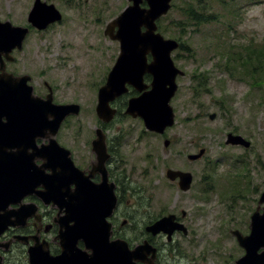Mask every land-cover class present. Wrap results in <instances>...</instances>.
<instances>
[{"label":"rangeland","instance_id":"rangeland-1","mask_svg":"<svg viewBox=\"0 0 264 264\" xmlns=\"http://www.w3.org/2000/svg\"><path fill=\"white\" fill-rule=\"evenodd\" d=\"M34 1L0 0V20L28 26ZM49 3L62 13V21L45 31L31 30L8 67L31 76L36 95L48 93L47 83L55 103L81 106L80 114L62 126L59 143L83 166L93 157L95 129L108 127L104 131L114 145L116 176L122 184L126 182L120 170L127 176L128 192H122L121 206L128 218V236L136 239L145 222L167 214L183 217L185 212L181 221L189 233L176 235L171 245H166V238L159 241L162 262L235 264L244 252L231 231L249 233L251 215L264 191V70L257 59L242 65L246 60L233 55L246 57L247 46L253 51L264 47V0L173 1L159 31L183 45L173 59L184 75L177 79L178 91L171 102L176 123L162 136L148 131L141 119L123 114L106 125L96 115L98 90L120 53L119 43L104 31L130 2ZM190 6L210 16L208 22L185 27L183 10ZM230 66L235 70L226 71ZM229 133L241 135L250 147L226 145ZM201 149L206 151L199 161L188 160ZM167 169L191 172V189L183 192L170 182ZM9 260L26 263L24 253L16 250Z\"/></svg>","mask_w":264,"mask_h":264},{"label":"water","instance_id":"water-1","mask_svg":"<svg viewBox=\"0 0 264 264\" xmlns=\"http://www.w3.org/2000/svg\"><path fill=\"white\" fill-rule=\"evenodd\" d=\"M49 1L52 0H35L28 16L33 28L44 31L62 20L60 11L54 4H48ZM128 1L131 5L105 30L106 36L119 42L120 54L106 83L98 91L96 114L102 122H111L117 114L111 104L128 93L130 86L140 95L129 99L125 115L141 118L148 131L163 135L175 124L171 101L178 90L177 78L184 75L172 59L179 43L164 38L157 25V21L172 8L173 0ZM29 32L28 27L0 20V57L3 55L8 61H13L12 52L22 50ZM149 56L152 58L150 62ZM1 66L5 72L3 62ZM146 75L152 78L150 84L145 82ZM12 78L6 73L0 77V236L9 227L24 226L32 217L31 205L22 202L35 194L41 185L40 198L45 203L57 202L65 209L62 234L66 237V245L58 257L49 256L42 248L34 250L35 253L29 251L30 264H155L157 250L149 242L133 250H129L125 241L109 242L111 226L107 227L103 214L108 209V215L112 212L116 196L115 186L109 184L105 169L110 155L104 131L97 129L96 139L92 142V151L97 158L93 172L102 175V182L95 185L75 167L71 152L56 140L63 121L80 114V105L55 104L51 88L43 99L33 94V87L28 85L29 76L13 81ZM215 117L212 114L210 119ZM40 139L47 143L39 145L37 141ZM169 143L166 140L165 146ZM226 144L250 146L242 136L231 133ZM204 154L205 149H201L197 154L188 155V160L197 161ZM37 161H42V164L38 165ZM166 177L172 182L178 180L183 192L189 191L193 184L190 172L168 169ZM71 185L75 186L73 192ZM14 205L20 207L11 210ZM146 231L153 236L162 233L168 239L177 231L188 234L187 228L173 214L148 225ZM231 234L245 251L236 264H264V192L251 216L250 233L243 235L235 230ZM79 240L86 244L90 254L77 248ZM260 250L263 251L260 253ZM150 255L152 258L147 261Z\"/></svg>","mask_w":264,"mask_h":264},{"label":"flooded vegetation","instance_id":"flooded-vegetation-1","mask_svg":"<svg viewBox=\"0 0 264 264\" xmlns=\"http://www.w3.org/2000/svg\"><path fill=\"white\" fill-rule=\"evenodd\" d=\"M2 62L5 63V71L8 74H12L14 77H20V76L26 75V74L22 75V74H17L16 72H12L8 67L9 62H7L4 59L3 55L0 57V68H1ZM2 75H3V72L0 71V77ZM45 86L48 91L49 87L47 86V84H45ZM137 95L138 94H136L133 91V93H130L128 95H122L119 99H116L111 105L113 108L117 110V114L111 122L105 123V124L112 125V122L117 120L118 117L122 116L123 114L125 115L124 112L127 107V101L132 97H136ZM45 96H43V98ZM64 124L65 122L60 126L58 130L57 139H58L59 133L61 132L62 126ZM107 128L108 127L103 126V131L104 129L107 130ZM94 139L95 137L93 138V140ZM93 140L91 141V153L93 157H92V160L89 162V164L81 166L77 164L78 159H76V156L73 155V153L71 157L73 159L75 166L79 170L83 171L85 175L89 177V180L93 184L97 185L102 182V175L98 172H93V167L97 160L95 153L92 151ZM37 142L39 145L43 143L44 144L47 143L44 140H38ZM106 145H107V151L110 157L105 163V169L108 174L109 184H114L115 186L114 193L116 196V203H115V207L111 209L112 212L108 215L109 209L107 208L108 210H106L103 214V216H105L106 218L105 223L107 227L111 226L110 233L112 234V236L110 237L109 242H113L116 240L125 241L128 244L129 250H133L136 246L141 245L144 242H149L157 250L156 259L154 263L164 264L162 262V256L160 257L164 248L159 243V241H161L162 238H166V241H167L166 245H171L174 237L181 233L177 231L171 239H168V236L162 233H160L157 236H153L146 231L147 226L150 223H153V220H151L149 222H145L144 229L140 231L139 235H136L138 236L136 239H133V236L132 237L128 236L130 232V230L127 227L128 218L125 213L123 214V210L121 206L123 204V193L122 192L127 191V188H128V185H126L127 176L124 172L123 174L120 172V175L123 176V179L126 182V184H122L116 176L117 171L115 170L116 161H115V155H114V145L111 140V136L107 135V133H106ZM37 164L41 165L42 161H37ZM70 189L73 192L75 189V186L71 185ZM42 190H43V187L41 185L38 186L35 191L36 193L27 197L22 202V204L31 205V209L33 211L31 213L32 217L27 220L26 224L24 226L20 225V226L9 227L3 233V235L0 236V263L1 264H11V261L9 260V255L13 253L15 250L17 253H24V257L26 259L25 264H30L29 251H32V252L34 250L37 251L36 249H40V250L43 249V251L51 257H58L62 254V251H63L62 249L66 245V242L64 241L65 240L64 236L62 234L64 231L62 227V224H63L62 221H64L63 217L65 216V209L62 208L57 202L55 203L53 201H49V203H45V201H43L39 196V193ZM46 200L48 201L49 198H47ZM19 207H20L19 205H14L10 207V209L11 210L18 209ZM184 216H186L185 212H183V217L177 216V220L181 221V218L183 219ZM36 246L40 248H36ZM77 248H79L80 250L86 251L89 254L91 253V251L86 249V244L82 240H79L77 242ZM151 258H152V255H150L146 260L148 261Z\"/></svg>","mask_w":264,"mask_h":264},{"label":"trees","instance_id":"trees-1","mask_svg":"<svg viewBox=\"0 0 264 264\" xmlns=\"http://www.w3.org/2000/svg\"><path fill=\"white\" fill-rule=\"evenodd\" d=\"M183 12H184V16H185V21L183 22V23H185L184 24L185 27H186L187 24L189 26H194L196 24L199 25V24L206 23V22H208V19L210 18V16H204L202 13L196 12V9L194 7H192V6H190L187 9H184ZM182 47H183V45H182ZM241 50H243V49L241 48ZM244 50L247 52L246 57L244 55H242V57H241L240 56L241 53H240V54H234L233 55V57H234L233 59L238 58V60H246L245 62L242 63V65H245V64L248 65V62H249V60L251 58L257 59V61L260 63V69H261V71H263L264 70V57L262 56L263 54H262L261 51L264 50V47L260 46L259 48H255L256 52L251 50L250 46L244 47ZM231 69L235 70V66L234 67H232V66L226 67V71H228V72ZM257 73L258 72H254V75H256ZM230 74L233 76V72L232 73L230 72ZM120 172L123 174L122 170ZM122 179H123V176H122Z\"/></svg>","mask_w":264,"mask_h":264}]
</instances>
